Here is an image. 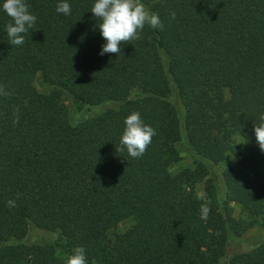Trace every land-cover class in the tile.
Returning a JSON list of instances; mask_svg holds the SVG:
<instances>
[{"label":"trees","instance_id":"1","mask_svg":"<svg viewBox=\"0 0 264 264\" xmlns=\"http://www.w3.org/2000/svg\"><path fill=\"white\" fill-rule=\"evenodd\" d=\"M3 2L0 264H67L77 247L87 264H264L260 238L233 251L264 230V0H141L163 29L104 55L95 0H66L70 15L26 0L37 19L19 46ZM133 111L156 130L140 158L118 151ZM178 143L193 168L172 173Z\"/></svg>","mask_w":264,"mask_h":264},{"label":"clouds","instance_id":"2","mask_svg":"<svg viewBox=\"0 0 264 264\" xmlns=\"http://www.w3.org/2000/svg\"><path fill=\"white\" fill-rule=\"evenodd\" d=\"M2 8L11 18V22L6 25L9 44L22 45L24 34L34 26L37 17L29 11L26 0H4ZM56 11L70 15L71 6L66 0H61L57 4ZM90 11L100 20L98 27L105 41L100 55L119 54L122 44L140 39L139 33L145 25L163 29L159 15L151 12L141 0H95ZM171 18L175 19L174 12L171 13ZM0 94L7 96L9 93L0 88ZM261 121L258 125L254 124L253 128L256 143L264 152V116H261ZM15 122H18V118ZM124 124L125 128L120 139L122 147L118 151L126 148L128 155L132 158L142 157L156 135V130L145 124L140 113L135 111L125 118ZM199 198L203 199V196ZM7 204L9 207H14L15 201L9 200ZM200 213L201 219L206 221L210 214V207L207 204H201ZM67 264H87L85 249L75 248L74 253L68 257Z\"/></svg>","mask_w":264,"mask_h":264},{"label":"rangeland","instance_id":"3","mask_svg":"<svg viewBox=\"0 0 264 264\" xmlns=\"http://www.w3.org/2000/svg\"><path fill=\"white\" fill-rule=\"evenodd\" d=\"M67 105L70 108L72 113H74L76 111L75 107L72 105V103L70 101H67ZM235 142L239 146H242V142L238 136H235ZM176 148H177L180 159L177 163H174L171 165L170 171L172 173H177L178 171L185 169V168L192 169L193 168V162H192V159L190 157V154L185 149L184 145H182L181 143H178L176 145ZM233 161H234L233 159H229L226 162L220 164L219 170H223L226 166L232 164ZM194 190L198 195L203 196L204 199H209V194L205 190L204 181L198 182L194 186ZM233 211H234L233 215L235 218H238V219L241 218V219L248 220L247 215L241 211L240 207L233 205ZM258 220L260 221V219H258ZM128 225H129V222H126L125 224L121 225L118 228V230L119 231L123 230ZM241 238H242V240H244L245 243L241 246L235 247L233 251L245 250L246 248H248V245L250 243L248 241H250L253 238H256V239L260 238L261 240H264V230L261 232H258L256 227H252L246 233H244ZM235 242H236V238L234 236H230L229 237V246H232L231 248H233Z\"/></svg>","mask_w":264,"mask_h":264}]
</instances>
